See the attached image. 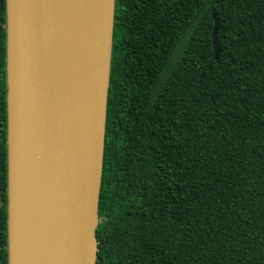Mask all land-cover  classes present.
Here are the masks:
<instances>
[{
    "label": "trees",
    "instance_id": "trees-1",
    "mask_svg": "<svg viewBox=\"0 0 264 264\" xmlns=\"http://www.w3.org/2000/svg\"><path fill=\"white\" fill-rule=\"evenodd\" d=\"M98 220L95 264H264V0H115Z\"/></svg>",
    "mask_w": 264,
    "mask_h": 264
},
{
    "label": "water",
    "instance_id": "water-1",
    "mask_svg": "<svg viewBox=\"0 0 264 264\" xmlns=\"http://www.w3.org/2000/svg\"><path fill=\"white\" fill-rule=\"evenodd\" d=\"M114 3L5 0L8 264L96 262Z\"/></svg>",
    "mask_w": 264,
    "mask_h": 264
}]
</instances>
